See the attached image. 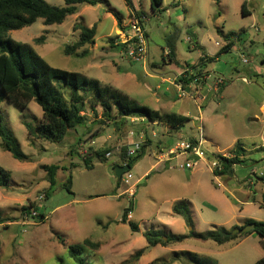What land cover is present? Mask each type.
Returning a JSON list of instances; mask_svg holds the SVG:
<instances>
[{
  "label": "rangeland",
  "instance_id": "obj_1",
  "mask_svg": "<svg viewBox=\"0 0 264 264\" xmlns=\"http://www.w3.org/2000/svg\"><path fill=\"white\" fill-rule=\"evenodd\" d=\"M46 1L65 6L64 0ZM96 1L95 5H79V12L62 24L47 26L44 19H38L9 36L32 45L55 68L99 79L141 105L190 120L163 136L162 126L146 127L147 122L132 121L134 117L125 124L108 121L101 118L100 107L95 113L86 104L82 108L85 127L71 130L62 141H48L30 135L27 127L43 121V110L35 101L27 107L3 101V124L30 160L15 159L3 149L0 139V166L10 173L9 184L0 185V212L5 219L0 224V264H77L68 253L73 245H83L84 261L89 264H256L264 257L262 238L256 233L223 245L188 238L166 246H149L145 234L162 230L167 235H188L192 228L198 233L230 230L244 226L249 219L264 223V0H163L157 12L150 0H133L134 9L125 0ZM244 2L248 15L242 13ZM136 12L145 17L149 64L131 62L115 44L120 29ZM77 24L97 26L95 44L85 47L89 51L85 57L64 51L79 39L80 31L74 29ZM174 32L178 41L173 63L166 54L170 51L167 39ZM231 32L236 33L231 38L233 50L202 65L203 53L196 44L215 52L226 44L223 34ZM190 73L201 79L190 80L192 87L187 89L189 84L179 79H189ZM167 79L180 87L165 82ZM219 79L225 84L214 90ZM204 84L212 91L207 88L199 93L197 97H208L199 108L194 97L196 88ZM64 92L68 98L69 90ZM93 132L103 133L95 138L96 146L107 137L99 146L111 149L106 162L93 154L96 150L88 149ZM200 136L207 141L211 156L231 158L241 145L245 148L241 159L247 162L235 164L232 172L221 176L200 162L188 171L153 169L142 179L155 164L152 151H161L163 145L167 153L181 140ZM138 141L147 148L152 146L129 170L133 178L128 185L127 175L118 181L115 170L122 166L123 150ZM51 165L59 170L48 196L51 185L46 167ZM130 202L133 211L128 220L136 224L137 231L121 222ZM180 203L190 209L192 226L174 212L173 207ZM86 239L90 244H84ZM96 243L98 248L93 246ZM140 249L145 252L135 261L133 256Z\"/></svg>",
  "mask_w": 264,
  "mask_h": 264
},
{
  "label": "trees",
  "instance_id": "obj_2",
  "mask_svg": "<svg viewBox=\"0 0 264 264\" xmlns=\"http://www.w3.org/2000/svg\"><path fill=\"white\" fill-rule=\"evenodd\" d=\"M153 11H160L163 0H150ZM217 3L220 0H215ZM65 6L58 7L50 5L46 0H0V104L3 101H10L22 107H27L32 101H35L43 110V121L36 127L27 126L30 135L48 141H62L71 130H77L80 127H85L87 124L86 115L83 114V106L89 104L91 109L97 113V107L102 109V119L108 121H118L123 124L130 117L145 118L150 123H162L172 129L182 128L189 118L177 113H162L159 110H154L146 105H141L137 100L119 89H116L102 81L90 78L78 72H71L61 70L51 66L34 48L28 43H22L14 40L9 36L11 31L20 30L31 26L38 19H44V24L47 26L54 24H62L72 15H76L79 11L78 6L81 4L95 5L96 0H64ZM130 9H134L133 0H125ZM247 2L242 5V13L248 15L246 10ZM118 26L122 24L119 16ZM75 30H79V39L72 45L65 47V54L78 55L85 57L88 50L85 49L88 45L95 44V37L97 34V26L92 27L77 24L74 26ZM191 32L190 30L188 31ZM220 32V31H219ZM222 33V32H221ZM191 34V33H190ZM192 35V38L196 37ZM236 36V33L223 34L226 44L219 50V52L209 57L204 51V47L196 44V48L203 53L200 58L202 65L208 62L217 61L219 56L224 53L232 51L234 46L231 38ZM113 40V39H112ZM178 41V33L174 32L167 39V47H169L168 58L171 62H176V45ZM124 47V46H123ZM125 48V47H124ZM81 52L79 53V51ZM193 69L195 67H192ZM189 75V74H187ZM195 78L191 75L189 79H179L187 85L190 80ZM223 88V87H222ZM66 90H69V97H65ZM116 116H113V113ZM101 119V120H102ZM125 124V123H124ZM101 132H93L89 137L88 149L92 150V141L102 136ZM0 139L2 140V147L4 150L10 152L12 156L20 161H29L27 156L21 149V145L17 138L10 132L3 124V119L0 114ZM93 151V150H92ZM111 152L110 147L101 148L94 151L100 160L106 162L108 158L106 155ZM127 149L123 150L122 161H127L130 169L146 155L147 146L143 145L139 153L132 158L127 159ZM233 157L227 158L223 155H215L222 165L221 171L215 170V175H224L228 171H233V165L246 163V159H241L245 153V148L239 145L233 152ZM92 155V154H90ZM86 165L89 168V162ZM59 167L51 165L46 167L48 174V181L50 182L51 192L56 185V176ZM10 181V173L0 166V185L7 186ZM72 181V176L68 179V184ZM121 181V180H120ZM176 214L183 216L189 226H192L193 219L190 209L183 203L177 204L173 207ZM133 211L132 202L123 210L121 222L129 223L133 231H137L138 227L135 223L128 220L129 215ZM42 216H44L42 214ZM5 219L0 212V224H4ZM247 224H254L255 228L244 234H233V231L238 226L232 229L212 230L205 233H198L192 228L188 235H174L166 234L165 231L156 230L148 231L145 236L149 246L163 245L171 242H183L188 238H197L203 241H213L219 245L227 242L237 240L240 237L256 233L262 238V245L264 247V223L255 220L247 221ZM243 227V226H242ZM167 237V242L165 241ZM84 244H90V240L86 239ZM98 248V244H93ZM86 249L83 245H73L69 247V256L77 264H89L84 261V252ZM145 250H138L133 259L139 260ZM192 258L196 256L189 253ZM150 264H155L153 261ZM256 264H264V257Z\"/></svg>",
  "mask_w": 264,
  "mask_h": 264
},
{
  "label": "built area",
  "instance_id": "obj_3",
  "mask_svg": "<svg viewBox=\"0 0 264 264\" xmlns=\"http://www.w3.org/2000/svg\"><path fill=\"white\" fill-rule=\"evenodd\" d=\"M144 18L145 17L141 16L140 13H134L128 24L125 25L124 28L120 29V34L116 36L115 44L118 47L120 46L125 51L131 62L149 64V38L144 28ZM168 55L169 52L166 54L167 58ZM191 75L193 74L190 73V76ZM209 78L210 76L207 77V79ZM200 79V77H195L194 81L198 82ZM224 84L225 80L219 79L216 83V87L219 88V86ZM177 87H180V85ZM180 91L183 93L182 96L185 95L183 89L180 88ZM205 99V97L201 96L194 97V100L199 103V108H201V104L205 101ZM206 144L207 141L203 136L181 140L174 148L170 149L162 156L161 161H170L177 155H184L186 160L176 165L179 170H193L197 168L200 162H204L208 167H210V169L214 171H221L223 169L222 165L217 158L209 155ZM142 146V142H134L131 147L127 149V159L135 157L142 149ZM111 155L112 153L109 152L106 157H110ZM222 155L228 158L227 155ZM210 156L211 158H208ZM122 164L123 166L128 165L127 161H123ZM125 175H127L128 178L126 181H129L132 178V175L129 171L126 172Z\"/></svg>",
  "mask_w": 264,
  "mask_h": 264
},
{
  "label": "crops",
  "instance_id": "obj_4",
  "mask_svg": "<svg viewBox=\"0 0 264 264\" xmlns=\"http://www.w3.org/2000/svg\"><path fill=\"white\" fill-rule=\"evenodd\" d=\"M78 8H79V6H78ZM79 12V11H78ZM119 31V30H118ZM191 39L193 40V38H192V36H191ZM199 45H201L200 43H198ZM202 46V45H201ZM202 47H204V46H202ZM222 48V45H219L218 46V48L215 50V52H212V53H210L208 50H207V48L206 47H204V51L206 52V54L209 56V57H213V56H215L218 52H219V50ZM233 50V49H232ZM223 55V54H222ZM152 65L153 66H156V64L155 63H152ZM118 67V66H117ZM117 67H116V69H117ZM210 79V78H209ZM99 80V79H98ZM208 80V79H207ZM165 82H170L172 85H174L175 87H177V86H179V85H177V84H174V82L172 81V79H167V80H164ZM103 82V81H102ZM104 84L106 83V82H103ZM107 84H109V83H107ZM192 87V84H189L188 86H186L185 88H187V89H190ZM208 88V86H206V84H204L203 86H201V87H199V88H196V97L199 95V93H201L202 94V91H205L206 89ZM214 88V90H215V88H216V84H215V86L213 87ZM210 88H208V90H209ZM211 90V89H210ZM217 90V89H216ZM221 90V89H220ZM212 91V90H211ZM205 97H206V99H205V101L206 100H208V97H207V95H205ZM204 101V102H205ZM196 102V101H195ZM203 102V103H204ZM203 106H204V104H203ZM185 116V115H184ZM187 117V116H186ZM131 118V117H130ZM141 120L142 122H147V124H144L146 127H150L151 126V128H153L154 126H162V129H163V136H169L170 134H171V127H169V126H167V125H165V124H162V123H150V122H148V120H146L145 118H132V121H134V120ZM190 120V119H189ZM143 125V126H144ZM181 129V128H180ZM180 129H173V130H180ZM109 138H111L110 136H109ZM105 140H107V137H103V139H102V141H101V145L103 144V142H105ZM95 142H96V140L94 139L93 141H92V150H97V149H99V148H101V147H99V146H101V145H99V146H96V144H95ZM152 146V145H151ZM151 146H149L148 148H147V151H148V149L149 148H151ZM166 150H164L163 149V145H162V149H161V151H152V156H153V158H154V160H155V164L153 165V166H151V168L145 173V175L143 176V178L142 179H144V177H146L148 174V176H150V172L154 169L155 171L157 170V171H160V172H162V171H176V170H178V168H177V164H179V163H181V162H183V161H185L186 159H184L185 158V156L184 155H177V156H175V157H173V159H171L170 161H161V159H162V156L166 153L165 152ZM146 154H147V152H146ZM209 155H210V153H209ZM184 156V157H183ZM230 158V157H229ZM122 166H123V164H121ZM234 166V165H233ZM147 176V177H148ZM216 176H221V175H216ZM132 178H133V176H132ZM132 178L129 180V181H125V184H130V182H131V180H132ZM141 179V180H142ZM138 182H140V181H138ZM137 182V183H138ZM137 183H135V184H133V186L135 187V186H137L138 184ZM131 185V184H130ZM129 191H130V193L131 194H133L132 193V189L130 188V189H128ZM130 217H131V215H130ZM131 219H132V217H131ZM249 220H253V219H249ZM248 220V221H249ZM239 227V226H238ZM234 241V240H233ZM230 242H232V241H230Z\"/></svg>",
  "mask_w": 264,
  "mask_h": 264
},
{
  "label": "water",
  "instance_id": "obj_5",
  "mask_svg": "<svg viewBox=\"0 0 264 264\" xmlns=\"http://www.w3.org/2000/svg\"><path fill=\"white\" fill-rule=\"evenodd\" d=\"M129 170H130V167L128 165L117 167L115 170V175H116L118 181H120L122 179L124 173L128 172ZM254 228H255L254 224H247V225H244L243 227H239V228L235 229L233 231V234L248 233V232L252 231Z\"/></svg>",
  "mask_w": 264,
  "mask_h": 264
}]
</instances>
